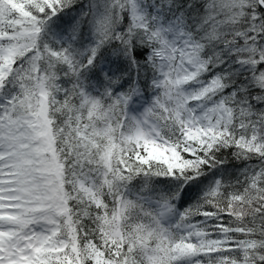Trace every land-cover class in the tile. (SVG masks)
I'll return each mask as SVG.
<instances>
[{
  "label": "snow or ice",
  "instance_id": "1",
  "mask_svg": "<svg viewBox=\"0 0 264 264\" xmlns=\"http://www.w3.org/2000/svg\"><path fill=\"white\" fill-rule=\"evenodd\" d=\"M0 264H264V0H0Z\"/></svg>",
  "mask_w": 264,
  "mask_h": 264
}]
</instances>
